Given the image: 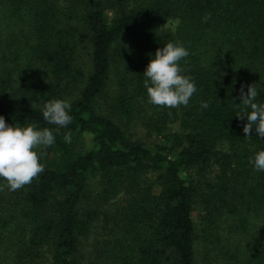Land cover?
I'll return each mask as SVG.
<instances>
[{"label":"trees","instance_id":"trees-1","mask_svg":"<svg viewBox=\"0 0 264 264\" xmlns=\"http://www.w3.org/2000/svg\"><path fill=\"white\" fill-rule=\"evenodd\" d=\"M0 23V116L55 136L43 173L0 191V264H264V137L237 118L242 87L264 103V0H0ZM169 42L189 52L187 107L144 87ZM57 99L64 128L42 115Z\"/></svg>","mask_w":264,"mask_h":264},{"label":"clouds","instance_id":"clouds-1","mask_svg":"<svg viewBox=\"0 0 264 264\" xmlns=\"http://www.w3.org/2000/svg\"><path fill=\"white\" fill-rule=\"evenodd\" d=\"M209 18L210 15H206L203 22H207ZM176 23L179 25V20ZM188 56L189 52L185 47L171 42L156 50L154 58L149 61L143 73L149 103L167 108L188 106L197 91L193 78L184 75L185 70L179 63ZM258 95L256 84L248 85L247 92L243 87L240 90L243 114L237 115V118L247 119L243 126L246 137L251 136L253 128L258 137H264V103L255 102ZM201 107L207 108L208 104L202 102ZM70 109L69 101L57 99L43 105L42 115L46 122L64 128L73 119L69 114ZM64 139L71 143V133L66 134ZM54 143L55 136L48 128L37 130L35 125L9 126L4 117L0 116V178L6 181V185L0 186V191L5 186L10 191L19 190L38 178L44 171V165L39 162L44 153L38 155L36 150L46 149ZM251 163L256 171H264V150L256 153Z\"/></svg>","mask_w":264,"mask_h":264},{"label":"rangeland","instance_id":"rangeland-1","mask_svg":"<svg viewBox=\"0 0 264 264\" xmlns=\"http://www.w3.org/2000/svg\"><path fill=\"white\" fill-rule=\"evenodd\" d=\"M175 23L173 21H167L164 24V27H169V28H174ZM2 28V24L0 23V31ZM83 61L86 64L87 63V57L84 56L83 57ZM87 68V67H86ZM15 126V125H12ZM126 128V127H125ZM124 128V131H126V133L128 135H130L131 137L138 139L139 141H141L144 145L146 146H151L152 144L156 143L157 138L155 137V133L151 130H148L145 128V126L141 125L140 123H136V125H130L127 129ZM168 129L170 131H176L178 129L177 126V121H174L170 124H168ZM83 143V142H82ZM78 145V143H77ZM193 218H194V222H197V211H194L193 214Z\"/></svg>","mask_w":264,"mask_h":264}]
</instances>
